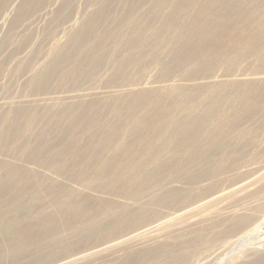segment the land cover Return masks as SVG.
Wrapping results in <instances>:
<instances>
[{
	"label": "rangeland",
	"instance_id": "374dc122",
	"mask_svg": "<svg viewBox=\"0 0 264 264\" xmlns=\"http://www.w3.org/2000/svg\"><path fill=\"white\" fill-rule=\"evenodd\" d=\"M210 12L223 28L201 37L191 19ZM45 145L62 164L28 155ZM137 167L161 182L132 201L117 185ZM10 171L0 214L22 229L73 191L116 223L54 249L35 230L49 246L2 264H264V0H0V179ZM14 182L25 192L13 205Z\"/></svg>",
	"mask_w": 264,
	"mask_h": 264
},
{
	"label": "bare ground",
	"instance_id": "6f19581e",
	"mask_svg": "<svg viewBox=\"0 0 264 264\" xmlns=\"http://www.w3.org/2000/svg\"><path fill=\"white\" fill-rule=\"evenodd\" d=\"M202 6H204V5H202ZM225 6H228V5L226 4ZM225 6H223V7H225ZM209 7H210V9L213 10V8H211L212 6H209ZM171 18H173V17H170V18L167 17V19H165V23L166 22H170ZM221 18H222L221 15L220 16H217V15L214 16L212 14V12H210V13H206V14H203V15H198L195 18H192L191 22L197 23V24L202 23L201 26L199 27V32H200V35L202 37V36H208V34L211 33V30H215V29L219 30V29L223 28L222 26L224 25V21ZM167 26H166V28H167ZM190 30L193 31V29H190ZM191 39L197 40L196 36H194V37L192 36ZM77 40H78V37H75L74 41H77ZM187 46L188 45L186 43H181L180 48H184V47H187ZM198 46L199 45H197V44L195 45L194 44V45H191L190 48H196ZM186 51L187 50H185V52L180 51L179 54H181V55H179V57L183 59L184 56L186 57L187 55L192 56V57H202V56H204V53H202V51L200 52L199 50H197L196 52H193L192 54L190 52L187 53ZM188 57L186 59H184L183 61H188L189 60ZM246 103H248V105H250L249 109L251 107H253V104H255L251 100H247ZM166 116L167 115H162L161 117H159V120L162 119L163 117H166ZM198 117H200V116H198L196 114L195 117L186 118L181 123L180 122L177 123V125H180L181 127L185 126V125H189V124L196 125V124L199 123ZM147 118H149V117L143 115L140 118V121L148 122ZM153 119H154V117L151 118L150 120L153 121ZM157 119L158 118L156 116L155 120H157ZM166 119H168V117ZM139 124H136V127L131 129V130H129V133L128 132L127 133L128 134L134 133L135 135H137L138 132L136 131V128L140 126ZM119 130H120L119 127L115 126L113 128L112 134L110 135L108 140L111 141V140H113V138L115 139L117 137V135L119 134ZM180 130L181 129H179L178 131H180ZM185 130L186 129L183 128L181 131H185ZM189 134L190 133H187V134L184 133L183 134V138H185V136H187ZM193 134H195V133H193ZM138 136L139 135H137V137L135 136L134 138L137 139V138H139ZM190 136L191 135H189L188 137L190 138ZM102 143L103 142L98 143L97 146L94 147L95 150L100 151ZM143 144H146V143L144 142V143H142V145ZM183 145L184 144H179V146H183ZM198 145L200 146V148H198L195 145L192 148H187V150L192 152V153L199 154L198 152L204 151L203 149H201L204 146H202V144L201 145L198 144ZM208 147L209 146H207V148ZM209 148H211V147H209ZM209 148H208V150H211ZM33 151H29L28 155L29 156H36V157H39V158H40V156L43 158V156H45V155H50L51 157L48 158V159H49V162H50V166H52L53 168L57 167V164L61 163V161H62L61 159L65 156L64 155L65 152L64 153L63 152H59V153H55L54 154L52 149L49 148V147H46V145L44 146V148L38 149V153H37V151H35V153H33ZM36 159H38V158H36ZM33 162H35V160ZM178 165H181L180 168H185L187 166L186 164L183 165L181 163L178 164ZM113 167H114L113 174H115L114 176L120 175V171L122 170L123 167L118 166V165L113 166ZM48 168H50V167H48ZM131 168H133V167H130V169ZM133 171H136V172H131V175H133L132 173H134L136 178H133L132 180H130L131 182H127L126 181V182H122V183L117 185L118 186L117 188H120V189H118V191L120 190L121 194H124L125 196H127V199H130L132 201H138V200L142 199L143 196H145L144 194L151 193V192H153L155 190H158L156 186H158V182H161L160 181L161 180L160 175L156 174L155 172L154 173L153 172H151V173L150 172H144L146 170L145 169H141L140 167H137L135 170L133 169ZM18 172H20V171H18ZM57 175H58V173H57ZM138 175L140 176V178H137ZM145 178H147V179L141 181V179H145ZM14 179H15L14 173L11 172V171L8 172V174H6V176H3L0 179V190L2 191V189L4 188V185H7V184L11 183ZM151 180L153 182H155L154 186H152L153 183L150 184V182H148V181H151ZM183 183L184 182H182V183L180 182L181 185ZM145 186L147 188H144ZM181 189H182V187H181ZM146 190L150 191V192H147ZM159 191H161V190H159ZM24 192H25V188H22V186H17L15 184V182H14V186L13 187H8L5 193H14L15 194L14 196H11L8 199L10 202H13V205H14V204H16L15 202L18 203V200L23 196ZM178 192H179V190H177V189H174L172 191L170 190V191L164 193L161 196V199H159V200H163L164 198H169V197L175 196V195H177ZM104 193H105V190H104ZM36 197L39 198L40 196H36ZM75 198H78L77 192L75 193L73 191V195H71L67 199L62 200L60 202H56L55 206H54V211L52 212V214H53L52 216H49L47 214H41V213L38 212L39 220H38L37 225H34L32 227H28V229L27 228L22 229L20 227V223L17 220H15L14 223L13 222L11 223V220H9L6 217H4L5 215L0 214V221L5 223L6 227L10 223H11L10 226L11 225L14 226L13 228H10L12 235H10V237L8 239L6 238L5 242H0V264H2L1 262H3L2 259L5 260V263L6 262L12 263V262H14V260H17V259H19L20 257H23V256L25 257V256L31 255V254H36L37 255L39 250L43 249L42 248L43 246H44V248L49 246L47 244L43 245V242H41L43 240L42 239L40 240V238H36V236H34L35 230L37 231V230H40L42 228L47 235L50 234V233H52V235H53V233H54V236L51 238L52 242L50 243V245H52L53 249H54L56 246H58L59 244H61L64 241V236H66V233H69V234H71V233L89 234L90 232L94 231L95 226H97L98 224L100 225V223L102 221H103V223H101L100 227H103L102 224H106V223L108 224V227L110 225H114L115 221L114 220L111 221L109 219V216H111L112 214L115 213L114 212V208H112L110 206H104L102 208L98 207L95 212H90L89 213V210L86 209L87 211H84L83 208H80V207H77V205H74L75 204V201H74ZM20 204L21 203L19 202V205ZM128 204H130V202ZM152 206H153V204H152ZM158 207H159V204H158ZM84 209H85V207H84ZM16 210H18V209L16 208ZM12 214H13V212H12ZM138 214H139V216L144 215V213L143 214L142 213H138ZM110 223H112V224H110ZM142 232H143V230H142ZM114 245H115V243H113L110 246H114ZM255 264H257V263L255 262Z\"/></svg>",
	"mask_w": 264,
	"mask_h": 264
}]
</instances>
